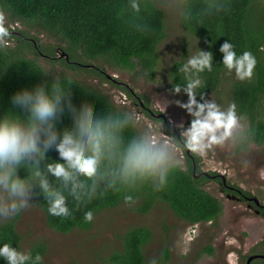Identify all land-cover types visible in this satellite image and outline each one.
Listing matches in <instances>:
<instances>
[{
	"label": "trees",
	"instance_id": "obj_1",
	"mask_svg": "<svg viewBox=\"0 0 264 264\" xmlns=\"http://www.w3.org/2000/svg\"><path fill=\"white\" fill-rule=\"evenodd\" d=\"M139 3L140 12L134 13L129 7V0H0V13L9 14L13 20L33 23L59 38L64 44L61 49L67 55V59H62L66 66L73 70H89L105 79L106 76L97 66L84 68L86 63L83 57L92 61L101 59L121 70H131L138 65L147 70L149 75L157 65V45L165 37L164 11L154 0H139ZM182 21L213 56L212 70L200 74L202 87L198 89V94L205 98L209 92L216 91L220 86L225 68L221 63L222 53L219 52V46L224 41L232 43L238 55L249 51L255 57L256 65L251 79H236L231 85L235 111L238 117L247 121L245 139L236 145V150H246L251 143L264 145V0H184ZM137 25L141 28L138 29ZM10 36H14L17 41L21 40L18 35ZM33 42L23 40L19 45L25 47V43H28L35 52L55 55L53 48H36ZM184 62L183 50L170 67L169 90L173 83H184L183 73L179 71ZM60 79L71 90L73 112L77 117L84 111H118L110 97L96 88L72 77L62 76ZM49 80L36 61L22 56L17 48L0 45V114L12 111L9 97L15 90ZM121 87L128 91L125 86ZM196 98L199 100L200 96L197 95ZM70 131L71 125L67 120L57 124L56 142L59 143L63 135ZM136 135L138 133L135 126L126 128L123 132L125 142ZM46 156L49 157L45 163L54 162L55 153L51 149ZM196 159L186 156L185 167L172 169L166 184L159 190L152 181H147L135 189L122 188L120 191H113L101 188L87 202L68 199L71 216L67 220L48 215L43 195L37 194L33 198L44 213L47 227L61 233H67L74 228L88 229L92 221L84 220L86 211H91L94 216L102 209L120 203L133 204L134 210L145 213L155 202H163L187 223H215L222 211V203L203 188L204 183L210 179L209 175L213 174L201 173ZM43 164L42 161L41 167ZM196 173L200 174L198 178L195 177ZM51 183L54 190H59L58 182L53 180ZM125 195H132L133 201L125 202ZM16 218L12 216L0 221V244L9 243L19 250L21 236L16 230ZM151 237L152 233L146 226L129 228L121 237V249L113 253L110 262L147 264L144 247ZM205 250L212 252L210 245ZM28 251L33 258H43L45 246L39 242ZM168 252V248L164 247V259H167ZM0 264H6V261L0 259Z\"/></svg>",
	"mask_w": 264,
	"mask_h": 264
},
{
	"label": "rangeland",
	"instance_id": "obj_2",
	"mask_svg": "<svg viewBox=\"0 0 264 264\" xmlns=\"http://www.w3.org/2000/svg\"><path fill=\"white\" fill-rule=\"evenodd\" d=\"M154 3L164 11L165 37L157 45L158 62L151 75L138 65L121 70L101 59L92 61L84 57V68L97 66L106 78L85 69L73 70L63 63L65 53L61 46L64 44L59 38L33 23L13 20L9 14L0 13L10 35H18L20 41L34 40L32 44L36 48H53L55 55L35 52L28 43L22 47L19 44L24 42L19 43L14 36L8 38L5 46L17 48L22 56L36 61L48 80L68 76L108 95L118 111L135 115L138 134L147 132L153 139L171 144L180 167H185L186 156L192 160L196 157L200 172L213 174L203 188L221 201L222 211L215 223L190 224L163 202H155L145 213L134 210L133 204L120 203L94 214L88 229L74 228L61 233L47 227L44 213L33 198L14 215L15 226L21 236L20 251H28L39 242L44 244L43 264H114L109 259L121 249L122 235L137 226H146L152 233L144 247L147 264L153 260L155 264H246L249 256L264 253V145L251 143L240 151L229 142L214 146L203 155L183 147L180 131L168 121L171 119L174 124L182 121L187 127L190 117L174 103L177 99L186 101L187 96L170 92L169 70L183 50L185 61L197 47L208 50L183 24L184 0H154ZM221 78L219 88L209 92L205 99L226 109L233 104L231 85L237 78L226 69ZM240 124L245 130L247 121L240 118ZM193 170L196 172L195 167ZM199 175L196 173L195 177ZM9 218H0V221ZM208 245L212 252L204 251ZM164 247L169 251L167 259L163 257ZM250 264H264V259H254Z\"/></svg>",
	"mask_w": 264,
	"mask_h": 264
},
{
	"label": "clouds",
	"instance_id": "obj_3",
	"mask_svg": "<svg viewBox=\"0 0 264 264\" xmlns=\"http://www.w3.org/2000/svg\"><path fill=\"white\" fill-rule=\"evenodd\" d=\"M129 7L139 13V0H129ZM9 37V28L0 15V45L7 44ZM219 52L228 72H234L239 80L251 79L256 59L249 51L238 55L226 40ZM212 62V53L197 47L179 68L184 83H173L170 89L173 95L187 96L186 101L177 99L174 103L190 119L187 127L182 121L174 124L171 119L168 124L180 131L185 149L200 155L229 142L236 146L246 136L234 104L221 109L215 101L198 94L202 87L200 74L211 71ZM70 97L71 90L59 77L19 88L10 95L12 111L0 114V218L14 216L41 194L48 215L67 220L71 216L68 199L87 202L101 188L135 189L147 181L159 190L166 184L170 171L180 167L174 147L153 139L147 132L125 142L124 130L137 123L133 113L84 111L77 117ZM65 120L71 131L57 143V124ZM49 149L55 153V160L45 163ZM53 180L58 182L59 190L53 189ZM123 199L132 202L134 198L125 195ZM92 219V212L86 211L84 220ZM0 259L6 264H43L40 256L33 258L30 251H20L9 243L0 244Z\"/></svg>",
	"mask_w": 264,
	"mask_h": 264
},
{
	"label": "water",
	"instance_id": "obj_4",
	"mask_svg": "<svg viewBox=\"0 0 264 264\" xmlns=\"http://www.w3.org/2000/svg\"><path fill=\"white\" fill-rule=\"evenodd\" d=\"M64 55H65V57H66V59H67V55H66V54H64ZM194 173H195V170H194ZM258 258H260V259H264V255H259V254L251 255V256H249V258L247 259L246 264H250V262H251L252 260H254V259H258Z\"/></svg>",
	"mask_w": 264,
	"mask_h": 264
}]
</instances>
